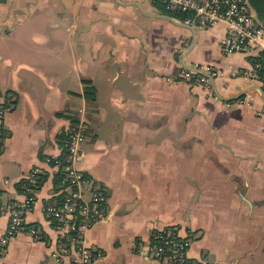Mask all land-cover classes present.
Masks as SVG:
<instances>
[{
  "label": "crops",
  "instance_id": "obj_1",
  "mask_svg": "<svg viewBox=\"0 0 264 264\" xmlns=\"http://www.w3.org/2000/svg\"><path fill=\"white\" fill-rule=\"evenodd\" d=\"M225 38L223 23L194 34L117 0H0V102L16 99L0 205L23 200L22 182L41 171L0 264H77L81 247L90 264H167L150 251L165 228L195 235L190 260L264 264V85L248 57L222 53ZM184 57L220 72L211 89L178 79ZM80 122L76 166L104 201L76 244L44 208L60 200L55 159ZM9 223L0 217V240Z\"/></svg>",
  "mask_w": 264,
  "mask_h": 264
},
{
  "label": "built area",
  "instance_id": "obj_2",
  "mask_svg": "<svg viewBox=\"0 0 264 264\" xmlns=\"http://www.w3.org/2000/svg\"><path fill=\"white\" fill-rule=\"evenodd\" d=\"M168 11L175 13H192L193 17L184 22L191 26L215 27L223 23L226 26V38L222 45L223 54L240 53L245 56H264V23L258 21L247 0H160ZM201 22V24H200ZM264 59V57H263ZM178 79L200 84L211 89L208 76L190 71L183 67ZM198 70H205L211 77L216 78L220 72L210 66L193 65ZM257 71L251 77L259 79L258 72L264 71V60L256 64ZM264 77V76H263ZM264 85V80H262ZM8 114L5 107H0V145L5 136V117ZM68 136L64 160H57L58 170L63 169L59 202L48 204L44 212L48 218L54 220L61 235H68L72 243H76L86 230L91 229L103 218V196L94 189L90 178L77 166L80 147L87 135V126L81 123ZM65 163V165H63ZM41 171L34 170L27 178L24 199L12 201L7 205H0V217L10 215V223L5 236L0 240V258L11 238L17 236L25 226L24 215L33 209L35 204L34 189ZM90 192V198H87ZM33 235H39L35 228L30 230ZM78 238V239H77ZM194 234L181 235L175 228H165L156 231L151 240L150 251L155 258L167 264H208L207 256L200 261L190 260L188 253L195 242ZM79 245V244H78ZM68 247L62 243V252L67 254ZM80 260L77 264H90L93 256L86 248H79Z\"/></svg>",
  "mask_w": 264,
  "mask_h": 264
},
{
  "label": "trees",
  "instance_id": "obj_3",
  "mask_svg": "<svg viewBox=\"0 0 264 264\" xmlns=\"http://www.w3.org/2000/svg\"><path fill=\"white\" fill-rule=\"evenodd\" d=\"M154 3H155V6L156 8L163 14H168V15H172L182 21H185L191 17H193V14L192 13H187V12H183V13H175V12H169L165 6L160 2V0H153ZM250 7L253 9L257 19L259 22L261 23H264V0H247ZM248 57L251 65H252V72L253 71H257L256 69V64L258 62H262L264 59L263 57L261 56H246ZM180 68H181V65H180ZM258 75H259V79L262 81L264 80V71H259L258 72ZM180 80V79H179ZM182 81V80H181ZM71 133V131H69L68 133H64L62 135L63 138L66 137V135L68 136L69 134ZM65 165V163L63 164ZM57 181H56V185H55V191H59L61 189V181H62V177H63V169H60L57 171ZM37 183L40 185L41 183V174L38 175V178H37ZM28 184V181L24 180L22 182V186H21V189H20V192L21 193H24V190H25V186ZM37 186H35L36 188ZM61 199V196L59 197Z\"/></svg>",
  "mask_w": 264,
  "mask_h": 264
},
{
  "label": "water",
  "instance_id": "obj_4",
  "mask_svg": "<svg viewBox=\"0 0 264 264\" xmlns=\"http://www.w3.org/2000/svg\"><path fill=\"white\" fill-rule=\"evenodd\" d=\"M117 2L121 5H124V6H134V7H137L141 10V12L145 15V16H148V17H153V18H158V19H163V20H166L168 22H171L173 24H175L176 26H180V27H185V28H188L190 29L194 34H197L198 32V27L196 26H191V25H188L186 24L184 21L172 16V15H168V14H163V13H159V12H154V11H151V10H148L144 7V5L140 2H123V1H120V0H117ZM197 41V38L194 37V42H193V45L196 43ZM182 65L184 68L190 70V71H194V70H197V72H200L206 76L209 77L210 81H211V84L214 85V78L211 77L205 70H198L197 68H194V66H190L189 64H187L186 62V59L185 57L182 59ZM258 89H260L262 91V94L264 95V90L260 87V86H256ZM243 95V93H241L237 98L235 99H239L241 96Z\"/></svg>",
  "mask_w": 264,
  "mask_h": 264
},
{
  "label": "rangeland",
  "instance_id": "obj_5",
  "mask_svg": "<svg viewBox=\"0 0 264 264\" xmlns=\"http://www.w3.org/2000/svg\"><path fill=\"white\" fill-rule=\"evenodd\" d=\"M169 12H171V11H169ZM200 24H201V22H200ZM16 99H14V97L13 96H11V95H8V96H5V98H4V100L2 101V102H0V107H5V109H7V112H8V114L6 115V117H5V120H6V118H7V116L15 109V106H16V101H15ZM4 120V121H5ZM80 124H81V122H80ZM85 127H86V125H85ZM77 128V126L71 131V133L70 134H73L72 132L75 130ZM69 134V135H70ZM68 135V136H69ZM4 136H5V129H4ZM68 136L66 135V137L65 138H61L62 140V144H63V155L64 154H66V144H67V141H68ZM87 136V135H86ZM2 145L3 144H1L0 145V149L2 148ZM82 146V145H81ZM80 149H81V147H80ZM62 155V156H63ZM62 156H60V157H58V158H56L55 159V163H56V161L57 160H64V158L62 157ZM36 169H38V168H36ZM36 169H34V170H36ZM33 170V171H34ZM39 170V169H38ZM32 171V172H33ZM40 171V170H39Z\"/></svg>",
  "mask_w": 264,
  "mask_h": 264
}]
</instances>
